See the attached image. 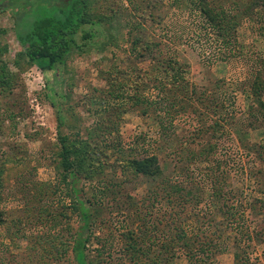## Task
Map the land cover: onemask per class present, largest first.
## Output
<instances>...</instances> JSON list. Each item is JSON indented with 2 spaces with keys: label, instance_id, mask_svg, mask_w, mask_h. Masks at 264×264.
Returning a JSON list of instances; mask_svg holds the SVG:
<instances>
[{
  "label": "rangeland",
  "instance_id": "obj_1",
  "mask_svg": "<svg viewBox=\"0 0 264 264\" xmlns=\"http://www.w3.org/2000/svg\"><path fill=\"white\" fill-rule=\"evenodd\" d=\"M24 1L0 0V46L8 49L1 61L11 74L9 89L0 92V212L5 219V227L0 228V264H74L70 252L60 262L48 259V245L42 239L47 235V212H56L61 203L68 206L69 200L52 186L56 181L58 147L56 108L46 95L49 81L35 66L19 70L12 64L20 50L13 11L24 8ZM28 1V6L33 5L34 0ZM88 1L93 2L90 13L109 15L112 9L118 13L117 43L101 52L92 49L73 56L60 70L59 79L65 82L59 93L65 98L56 101L69 126H62L63 133L73 129L85 135L92 123L105 122L103 109L113 103L106 96L105 78L117 63L128 69L126 34L135 19L131 1L141 0ZM170 1L151 0V4H157V11L152 10L156 18L140 29L147 41L157 43L154 48L163 57H172L188 67L186 92L177 94L179 98L188 96L187 106L180 112L176 108L169 114L160 113L164 124L173 122L167 131L158 125L160 117L157 121L142 115L140 108L121 114L119 123L121 141L126 146L131 141L136 143L132 152L136 156L154 154L162 174L147 178L118 168L115 157L107 150L104 176L83 184L88 195H94L102 205L95 213L93 231L95 237L107 241V264L127 261L122 252L127 242L122 235L129 231H134L136 237L142 235V230L149 231L147 243H161L163 235L177 225L172 222L177 212L182 229L194 232L201 240L212 237L220 244L221 251L214 256L216 264L233 263L234 236L227 225L231 220L222 216L220 206L232 205L242 212L243 228L253 237L264 232V121L252 116L250 106L255 103L249 95L258 73L264 79L263 10L257 7L250 16H239L246 0H202L206 8L224 11V23L228 21L230 26L227 46L198 4L189 5L190 0H184L188 8L177 9ZM107 26L105 23L104 28L99 27L104 36H97L96 41L106 40ZM77 38L80 40L79 35ZM150 64L138 62L137 66L147 71ZM49 80L58 89L59 83L50 76ZM147 95L153 98L156 91L150 89ZM261 98L264 100V92ZM197 125H205L200 134L195 130ZM163 178L175 183L183 181L187 190L192 189L191 197L177 204L162 192ZM115 184L111 194L104 188ZM153 191L159 193L158 201H153ZM215 193L220 196L213 197ZM66 214L62 227H69L64 233L70 239L79 219L71 208ZM149 223H154V228ZM255 239L250 248L253 257L264 248V242L256 245ZM92 241V249L100 247ZM176 264L185 262L181 259Z\"/></svg>",
  "mask_w": 264,
  "mask_h": 264
},
{
  "label": "trees",
  "instance_id": "obj_2",
  "mask_svg": "<svg viewBox=\"0 0 264 264\" xmlns=\"http://www.w3.org/2000/svg\"><path fill=\"white\" fill-rule=\"evenodd\" d=\"M150 1L141 0L140 3L131 1L135 19L128 25L130 29L126 34L129 44L127 56L130 60L127 64L128 69L121 67L122 65L120 66L118 63L117 66L113 64V72H109L105 78L108 85L106 96L113 103L103 109L107 115L103 119L105 122H102L101 125H98V122L92 123L85 129V135L79 130L71 129V132L63 133L61 129L62 126L68 125L67 118L58 103L60 99L65 98L59 93L65 82L59 79V73L73 56H82L92 49L101 52L108 45H116L115 28L120 16L113 9L109 15L90 13L93 2L88 0H34L31 6H28L30 2L25 0L24 8H17L13 11L16 20L15 35L20 50L15 55L12 64L19 70L35 66L45 75L47 82H50V76L54 82L59 83L58 89L56 86L50 85L49 82L46 86L47 98L56 108L57 117V171L56 181L52 186L55 192L64 194L69 200V205L61 203L56 212L44 211L53 213L47 212L49 215L48 225H45V234L47 235H44L42 239L48 245L47 258L54 262L64 260L70 252L74 264L108 263L104 258V247L107 241L95 237L93 231L95 213H99L102 205H99L101 202L95 199L94 195H88L83 186L85 182H94L101 179V175L104 176L105 166H107L104 163L107 160L105 151L108 150L115 157V166L118 168L127 169L147 178H158L162 174L161 166L154 154L143 157L136 156L132 153L136 148V143L131 141L126 146L121 141L119 133L121 114L127 113V110L140 108L142 115H150L154 120H157L160 113L169 114L172 109L176 108L177 112L182 111L188 97L187 95H185L186 98L184 95L181 98L177 96L179 93L186 92L185 86L188 84L189 78L188 67L172 57H163L161 51L154 48L157 43L147 41L141 33V25L149 23V20L152 23L156 18L152 10L154 8L157 11V4H151ZM170 2L177 9H186L189 5L197 6L196 4H198L208 23L220 33L228 46L230 39L227 34L230 26L228 21L226 24L224 23V11L217 13L206 8L203 6L202 0H199L198 3L197 0H190L188 6L184 4V0H171ZM257 7L263 10L264 19V0H246L243 13L238 15L250 16ZM105 23H108L109 26H107L109 29L105 30L108 36L104 37L105 41H96L97 36H104L103 30L99 27L104 28ZM84 26L88 29H83ZM78 35L80 40L77 38ZM7 51V46H0V92L8 90L11 83V74L7 64L1 61V56ZM145 61H149L151 64L153 62L154 65L151 67L150 64L149 70L142 71L137 64ZM150 89L156 91V96L153 98L147 95V91ZM263 92L264 79L258 73L249 88V95L255 103L250 106V110L253 108V117L264 121V100L261 98ZM93 97L98 98L97 96L91 98ZM57 99L59 100L56 101ZM98 99L102 101L100 98ZM204 101V99L201 101L202 104ZM210 101L215 104V99ZM158 123L165 131H167L166 128L173 126L172 120L169 125L164 124L162 117ZM216 124L215 122L214 125ZM204 126L197 125L195 130L200 134L203 132ZM96 130L101 132H96ZM184 153L185 156H188L186 152ZM183 183V181L175 183V181L163 178L160 185L163 193L165 191L166 195L171 196L172 200L175 202L177 200V204H180V201L187 200L192 194V189L187 190L186 184L183 185ZM116 185L104 188L111 194ZM219 194L215 193L213 197H218ZM152 195L153 201H156L159 193L153 191ZM69 208L77 214L79 219V226L70 239L64 233V229L69 227L67 225L62 227V219L68 218L66 210ZM220 208L219 212L222 216L231 220V223L228 222L227 225L234 236L232 264H264V248L260 255L254 257L250 249L254 243L253 238L257 237L256 245L263 244L264 232L253 237L249 230L243 228L244 214L242 212L239 213L232 205L225 204ZM175 215L178 217L172 219V222H177V225L172 229V232L163 235L161 243L154 241L147 243L149 231L142 230V235L139 237L135 236L134 231L124 233L122 240L127 243L122 248V252L127 261L124 262L120 259L119 264H176L181 259L185 264H216L214 256L221 251L220 244L212 237H205V240H201L194 232L190 233L182 229L180 227V212ZM149 224L151 228H154V223ZM228 226L226 227L228 228ZM4 227L5 219L0 212V228ZM92 240H95V243L100 247L92 249ZM140 257H144L145 261H141Z\"/></svg>",
  "mask_w": 264,
  "mask_h": 264
}]
</instances>
